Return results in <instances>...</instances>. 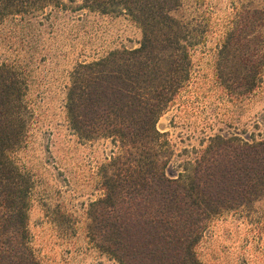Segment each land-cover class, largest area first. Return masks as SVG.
Segmentation results:
<instances>
[{"label":"trees","instance_id":"trees-1","mask_svg":"<svg viewBox=\"0 0 264 264\" xmlns=\"http://www.w3.org/2000/svg\"><path fill=\"white\" fill-rule=\"evenodd\" d=\"M181 0H0V25L46 9L125 15L142 34L77 64L69 74L68 124L83 141L110 139L100 167L103 194L89 205L87 237L118 264H202L195 248L207 222L264 196V139L213 136L183 173L169 178L173 155L159 119L187 86L192 50L203 35L176 16ZM264 71V10H247L217 52L218 83L253 90ZM16 65L0 61V264H41L30 247L33 182L15 162L26 135V87Z\"/></svg>","mask_w":264,"mask_h":264},{"label":"rangeland","instance_id":"rangeland-1","mask_svg":"<svg viewBox=\"0 0 264 264\" xmlns=\"http://www.w3.org/2000/svg\"><path fill=\"white\" fill-rule=\"evenodd\" d=\"M264 0H181L175 13L203 35L191 53L187 86L159 119L173 155L169 178L183 173L210 137L264 139V71L251 91L236 81L225 90L215 73L217 52L244 11ZM139 26L125 15L46 9L0 25V61L16 65L26 87L25 138L15 155L33 182L30 247L41 264H118L87 237L89 205L103 194L100 167L110 139L80 140L65 109L69 74L118 49H136ZM195 254L202 264H264V196L224 211L206 225Z\"/></svg>","mask_w":264,"mask_h":264}]
</instances>
